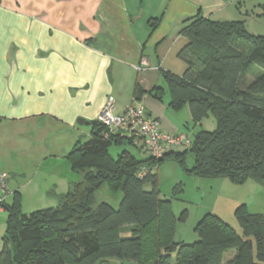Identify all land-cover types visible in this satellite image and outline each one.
<instances>
[{
    "label": "trees",
    "instance_id": "1",
    "mask_svg": "<svg viewBox=\"0 0 264 264\" xmlns=\"http://www.w3.org/2000/svg\"><path fill=\"white\" fill-rule=\"evenodd\" d=\"M159 21L150 20L152 29ZM185 23L181 35L187 42L178 53L185 71L163 72L171 106L189 105L195 124L213 114L216 129L199 130L189 148L142 160L127 149L113 157L112 144L134 140L106 137V127L92 121L91 139L78 141L68 155L83 177L66 193L56 194L57 207L24 213L21 192H13L14 199L6 204L0 264H106L109 257L137 264H223L230 249L236 251L229 264H264V213L239 206L235 216L242 233L208 213L197 226L201 239L179 242L171 201L158 189L153 170L166 159L185 168L189 151L195 164L185 169L191 173L264 185V35L249 32L242 20L195 15ZM145 93L162 99L164 87L145 91L136 82L135 97ZM143 166L148 172L141 177ZM105 183L123 190L119 208L97 202L96 192ZM147 183L152 189H145Z\"/></svg>",
    "mask_w": 264,
    "mask_h": 264
},
{
    "label": "crops",
    "instance_id": "2",
    "mask_svg": "<svg viewBox=\"0 0 264 264\" xmlns=\"http://www.w3.org/2000/svg\"><path fill=\"white\" fill-rule=\"evenodd\" d=\"M195 15L242 20L249 32L264 35V0H0V125H14L23 144L34 137L29 149L37 153L45 151L42 146L51 149V137L66 136L70 140L58 149L65 156L87 133L78 119L97 120L114 100L116 114L137 103L164 131L186 133L172 95L168 100L145 93L137 99L135 85L150 91L164 87L163 72L184 73L178 53L187 40L181 30ZM154 18L160 21L152 29ZM50 163L49 170L62 172L55 160ZM80 180L63 178L54 193H66ZM26 185L14 191L22 193ZM9 202L0 210L2 241Z\"/></svg>",
    "mask_w": 264,
    "mask_h": 264
},
{
    "label": "rangeland",
    "instance_id": "3",
    "mask_svg": "<svg viewBox=\"0 0 264 264\" xmlns=\"http://www.w3.org/2000/svg\"><path fill=\"white\" fill-rule=\"evenodd\" d=\"M179 72V71H177ZM181 72V71H180ZM163 86L165 87L164 99H170L167 82L163 76ZM165 80V81H164ZM167 86V87H166ZM174 109V114L184 117L185 132L193 138L202 129L215 130L217 122L213 114H209L202 120V124H195L192 120L189 105L180 109ZM0 125V173L8 174V187L11 194L8 202L14 199L13 192L18 189L19 184H25L22 191L21 208L24 213H31L36 210L57 207L59 200L54 191L59 192L60 181L66 179H82V173L73 169L68 155L60 154L58 150L67 143L66 136L51 137L47 142L51 143V149L42 146L45 151L37 153L30 144L35 143V138L20 141L14 133L12 126L7 122ZM12 123V122H9ZM87 133H83L80 142H86L92 137V125L80 126ZM51 131V130H50ZM33 134L34 131L29 132ZM70 140V139H69ZM68 140V141H69ZM78 142V141H77ZM75 141L74 145L77 143ZM73 145V147H74ZM72 146V145H71ZM53 147L56 149L54 151ZM73 147L71 149H73ZM41 148V147H40ZM124 149L129 150L138 159H146L147 155L139 146L125 142L123 144H112L109 148L111 155L118 157ZM71 151V150H70ZM48 152V153H47ZM58 152V153H56ZM64 152V151H63ZM46 155L45 157V154ZM48 156V157H47ZM146 156V157H145ZM54 160L59 164V171H51L50 161ZM195 164V156L189 151L185 157V168L191 169ZM175 159H166L156 167L153 172L158 176V189L164 199L171 201V208L177 217L175 239L179 242L194 243L201 239L197 229L198 223L203 217L212 213L222 218L236 231L242 233V229L235 216L236 209L241 205H246L250 212L264 213V185L254 180L246 182H236L229 177H205L189 172ZM146 189H152L150 183L145 185ZM39 191L47 193V197L38 198ZM124 192L122 189L113 190L109 184H103L96 192L97 202H108L114 208H119ZM8 216V211H7ZM2 236L0 233V243ZM1 250V249H0ZM235 249H230L225 253L223 264L235 255ZM106 264H137L132 261L123 260L117 257H109Z\"/></svg>",
    "mask_w": 264,
    "mask_h": 264
},
{
    "label": "built area",
    "instance_id": "4",
    "mask_svg": "<svg viewBox=\"0 0 264 264\" xmlns=\"http://www.w3.org/2000/svg\"><path fill=\"white\" fill-rule=\"evenodd\" d=\"M115 109V101L108 100L98 116V120L106 127L105 136L118 134L129 137L140 143L147 155L155 159L193 144V138L187 133L172 134L164 131L160 120L148 113L142 105L133 103L121 114H116ZM147 172L148 168L143 166L139 176L143 177ZM8 186V174L0 173V210L11 194Z\"/></svg>",
    "mask_w": 264,
    "mask_h": 264
},
{
    "label": "water",
    "instance_id": "5",
    "mask_svg": "<svg viewBox=\"0 0 264 264\" xmlns=\"http://www.w3.org/2000/svg\"><path fill=\"white\" fill-rule=\"evenodd\" d=\"M78 123L79 124H81V125H83V124H87V125H90L91 123L89 122V121H86V120H84V119H78Z\"/></svg>",
    "mask_w": 264,
    "mask_h": 264
}]
</instances>
